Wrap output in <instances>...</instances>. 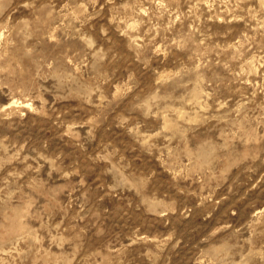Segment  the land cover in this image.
Masks as SVG:
<instances>
[{
    "label": "rangeland",
    "instance_id": "obj_1",
    "mask_svg": "<svg viewBox=\"0 0 264 264\" xmlns=\"http://www.w3.org/2000/svg\"><path fill=\"white\" fill-rule=\"evenodd\" d=\"M0 264H264V0H0Z\"/></svg>",
    "mask_w": 264,
    "mask_h": 264
}]
</instances>
